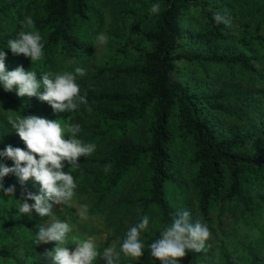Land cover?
Instances as JSON below:
<instances>
[{
  "label": "trees",
  "instance_id": "1",
  "mask_svg": "<svg viewBox=\"0 0 264 264\" xmlns=\"http://www.w3.org/2000/svg\"><path fill=\"white\" fill-rule=\"evenodd\" d=\"M140 1L139 11L130 13L146 22L130 45L116 48L121 59L132 51V60L125 65L112 62L88 78L107 74L115 88L81 86L88 105H81L83 113L72 124L80 125V133L87 131L85 142L97 145L91 156L80 158L86 165L83 174L100 179L93 188L94 202L88 212L121 208L126 215H133L135 225L154 211L158 225L151 232L141 233V238L147 258L160 263L151 256L148 246L160 238L161 231L180 211L170 202L167 189L182 187L175 150L176 145L183 144L191 148L185 172L195 191L201 220L212 221L213 203L219 204L221 213H234L240 207L245 221L253 216L256 219L252 222L262 220V238L264 0H230L233 6L225 0ZM237 1L240 10L234 6ZM250 2L256 6L246 5ZM19 3L0 0V21H16ZM156 3L161 8L153 14L150 9ZM103 7L104 0H30L29 13L43 37L44 57L33 65L30 58L14 54L12 62L5 63L6 69L34 70L38 80L53 66L75 72L101 22L99 11ZM217 13L226 16L230 24H217L213 19ZM0 46L9 49L1 35ZM115 82L127 86L119 88ZM45 104L37 97H19L16 90L6 92L0 85V113L13 111L14 120L32 115L44 118ZM142 122L144 133L135 137L133 131ZM16 137L12 130L0 134V148L3 138L22 141ZM106 165H111L110 170L105 171ZM139 166L145 174V185L139 184L141 194L116 204L114 200L122 195ZM3 183L5 188L15 186L23 199L30 192L24 185L12 184L9 178ZM251 197L260 204H251ZM122 219L118 218V226L123 224ZM224 249L222 264H264V254L260 257L253 253L256 249L243 248L241 253L236 247ZM2 252L0 249V255H7ZM207 255L189 252L180 264H200Z\"/></svg>",
  "mask_w": 264,
  "mask_h": 264
},
{
  "label": "rangeland",
  "instance_id": "2",
  "mask_svg": "<svg viewBox=\"0 0 264 264\" xmlns=\"http://www.w3.org/2000/svg\"><path fill=\"white\" fill-rule=\"evenodd\" d=\"M231 4L230 0H225ZM244 1V0H243ZM30 0H20L19 15L16 17V21H0V35L8 41L16 39L19 35V31L22 30L21 22L29 13ZM39 3V2H38ZM36 3V5L38 4ZM141 3L140 0H104V7L99 11L101 22L96 26L92 40L88 43V51L83 57V61L80 67L87 70V74L84 77H78L77 82L80 87L85 85H91L94 89H113L115 88L112 80L109 79L107 74L102 75L97 79H88L97 69L104 67L114 62L115 64L125 65L133 58V52L130 51L125 59H121L116 54V48L121 44H129L133 39L138 37L139 30L143 27L145 19L137 15H132V10L139 11L138 7ZM33 3L31 6H33ZM246 5H252V2ZM233 6V5H232ZM236 9H239L240 3L237 1L234 4ZM256 6V5H255ZM142 10V9H141ZM240 10V9H239ZM238 11V10H237ZM17 12H14V17ZM100 32H104L107 36V43L104 45L96 46L95 37ZM0 50L6 52L5 63L12 62L14 54L10 49H6L4 46H0ZM20 56V55H15ZM60 67V66H59ZM53 66L48 69L47 72L63 73L65 72L63 67L59 68ZM73 72V71H67ZM74 73V72H73ZM119 88L127 86L124 82H115ZM47 112L44 118L49 120L63 119L64 123H70L79 121L83 108L71 113H55L52 107L46 103ZM15 115L13 111H9L8 114L0 113V134H5L8 131L14 132L12 127V121H14ZM145 122L136 126L133 131L135 137H141L144 129ZM87 131H83L78 134L79 139L85 141L87 138ZM19 138V137H16ZM21 140V139H20ZM0 152L6 150L8 146L13 148H21L27 151L26 145L23 141L16 142L15 138L1 140ZM97 151V149H96ZM95 151V152H96ZM176 158L180 168V178L182 179V187L176 188L174 186L169 187L168 195L170 202L178 208V210H188L191 214L193 222L199 220L206 224L211 232L210 239L206 242V249L202 251L208 254L200 264H222V251L224 247L229 250H233L235 247L241 253L245 249H256L253 253L262 256L264 254V236H261L262 220L253 217L246 218V221L240 215V207H236L234 213L223 212L221 213L219 204L213 203L211 206L210 216L212 221L206 223L201 220L198 215L196 206L197 201L195 199V191L192 188L187 174L185 172L186 164L191 155V148L188 145L178 144L175 150ZM83 158V157H81ZM0 163H3L7 167H14V161L0 156ZM80 163L79 168L72 170V175L77 184L75 190V197L70 205H53V214L55 216L41 217L35 213L29 217L28 215H20L16 209L18 202L16 200H23V198L15 192L14 196H7L3 192H0V249L3 252H7V255H0V264H54V262L47 256L49 251L54 250L57 246L55 242L48 244L36 243V234L38 232V225L48 226L54 219L67 222L74 227V235L80 239H85L89 236L96 238L99 250L102 252L104 248L115 245L119 249L122 244L126 232L132 227L134 217L132 214L126 215L124 211L119 208H115V211L108 212H95L90 213L88 209L94 202L93 188L98 185L100 179H95L94 175L83 174L82 170L86 169V165ZM71 169V165L65 162L64 171L68 172ZM89 169H92L89 167ZM80 173V175H77ZM75 175V176H74ZM100 176V174L98 175ZM4 178H9L12 184L24 185V187L30 192L41 194L40 185L34 180H29L22 184L19 178L15 174H9ZM145 174L143 166L136 168L134 176L130 179L126 189L122 195L117 197L114 201L119 203L121 200L126 201L130 197H137L141 194L139 184L143 187L145 185ZM251 204L259 205L260 200L254 197L250 198ZM34 202V201H33ZM256 208H258L256 206ZM126 215V216H125ZM150 218L148 232H151L157 225L158 219L154 211H150L147 215ZM86 217V218H82ZM118 218L122 219V225L118 226ZM142 239V238H141ZM257 240V241H256ZM69 247H75V243L71 240L68 244ZM2 252V253H3ZM94 264H106L102 258L94 262ZM119 264H155L147 258V253L144 250V255L141 258H129L121 253ZM160 264V263H158Z\"/></svg>",
  "mask_w": 264,
  "mask_h": 264
},
{
  "label": "clouds",
  "instance_id": "3",
  "mask_svg": "<svg viewBox=\"0 0 264 264\" xmlns=\"http://www.w3.org/2000/svg\"><path fill=\"white\" fill-rule=\"evenodd\" d=\"M161 5L153 4L150 12L158 14ZM213 19L217 24H230L226 16L219 13ZM22 30L16 39L8 41L13 54L30 58L33 65L44 57V43L41 33L35 29V21L31 15H26L21 22ZM107 43V36L100 32L95 37V45ZM6 52L0 50V85L6 92L17 91L19 97H37L48 103L55 113H71L81 105L87 106V93L81 94L78 77H84L87 70L77 67L75 72L42 73L43 79H37L36 71H25L18 67L8 71L5 60ZM91 111V108H88ZM12 127L26 145L27 151L8 146L0 152V156L14 161V167H7L0 163V192L7 196H14L15 186L5 188L3 180L9 174H15L24 184L34 180L40 185L41 194L31 192L25 194V199L16 200L20 215L31 217L33 211L41 217L55 216L53 205H70L75 197L77 184L72 170L79 168L81 157L91 156L97 148L92 142H85L77 138L81 132L79 124L64 123L63 119L49 120L40 116L18 117L12 121ZM39 157V159H37ZM65 162L71 165L68 172L64 171ZM111 165L105 166V171ZM34 201L29 204L27 201ZM86 218V217H82ZM150 218L142 216L138 223L130 227L119 249L115 245L106 247L101 252L96 238L89 236L80 239L74 235V227L67 222L54 219L48 226L38 225L36 243L48 244L55 242L57 246L49 251L47 256L54 264H94L103 259L106 264H119L121 253L129 258H141L145 245L141 233L149 228ZM211 232L206 224L197 220L193 222L188 210L177 212L170 226L161 231L160 238L154 240L148 247L151 256L160 264H180L189 252H201L206 249V242ZM75 247H69V241Z\"/></svg>",
  "mask_w": 264,
  "mask_h": 264
}]
</instances>
